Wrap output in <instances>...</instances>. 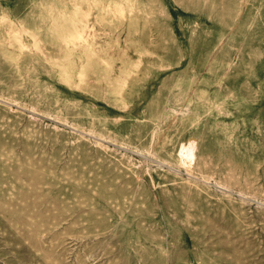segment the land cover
Instances as JSON below:
<instances>
[{
  "label": "rangeland",
  "instance_id": "rangeland-1",
  "mask_svg": "<svg viewBox=\"0 0 264 264\" xmlns=\"http://www.w3.org/2000/svg\"><path fill=\"white\" fill-rule=\"evenodd\" d=\"M0 264H264V0H0Z\"/></svg>",
  "mask_w": 264,
  "mask_h": 264
},
{
  "label": "bare ground",
  "instance_id": "bare-ground-1",
  "mask_svg": "<svg viewBox=\"0 0 264 264\" xmlns=\"http://www.w3.org/2000/svg\"><path fill=\"white\" fill-rule=\"evenodd\" d=\"M186 153H187V151H185V150H182V151H181V154H182V155H184V154H186ZM186 157H187V156H186ZM188 157H189V155H188Z\"/></svg>",
  "mask_w": 264,
  "mask_h": 264
}]
</instances>
